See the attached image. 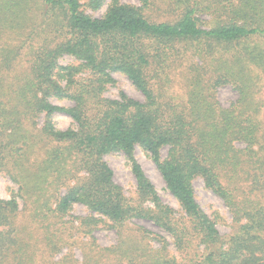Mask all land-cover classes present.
I'll return each mask as SVG.
<instances>
[{
  "label": "trees",
  "instance_id": "obj_1",
  "mask_svg": "<svg viewBox=\"0 0 264 264\" xmlns=\"http://www.w3.org/2000/svg\"><path fill=\"white\" fill-rule=\"evenodd\" d=\"M103 3L0 0V173L17 185L0 197V264H264V0H110L99 17L82 8ZM113 72L143 100L105 97ZM226 84L237 97L223 106L215 92ZM172 85L188 88L180 101ZM56 111L72 127L56 128ZM112 152L130 162L134 197L113 180ZM195 178L228 208V233L196 202ZM75 203L89 213L72 214ZM105 220L111 245L93 234Z\"/></svg>",
  "mask_w": 264,
  "mask_h": 264
},
{
  "label": "rangeland",
  "instance_id": "obj_2",
  "mask_svg": "<svg viewBox=\"0 0 264 264\" xmlns=\"http://www.w3.org/2000/svg\"><path fill=\"white\" fill-rule=\"evenodd\" d=\"M110 0H104L103 5L100 8L93 9L87 5H83L82 8L85 13L99 17L101 16ZM121 2L138 4V0H120ZM74 59L71 56L63 55L59 59V63L62 65H67L73 63ZM112 77L113 82L107 83L103 91V95L109 98H118L121 92L125 93L131 98L137 100H143L144 96L141 91H139L127 78L126 75L120 72H113ZM173 91L171 93L176 96V100L184 98L188 88L184 85L179 87L172 85ZM175 90H178L175 92ZM215 97L218 102L223 106H228L237 97V92L232 88L231 85H222L217 87L215 92ZM53 103L60 106H69L72 104L71 101L67 99H53ZM43 121V116L40 118V122ZM51 121L54 126L58 129H66L72 127L74 122L72 119L59 111L54 112L51 115ZM162 155L166 154V147L161 149ZM134 157L141 165L145 175L152 182L156 194L159 200L166 206L173 209L174 214L177 215L181 212V208L175 199V197L166 188L165 183L154 165L153 161L149 156L144 153L140 148L136 147L134 151ZM104 160L108 163L113 171V180L115 183L121 186L124 194L128 197H134L136 191V180L131 171V166L129 160L122 152H112L103 156ZM194 189V197L196 202L199 204L201 209L213 219L215 215L218 218L216 227L220 233H228L232 225V217L228 208L223 203L222 199L215 195L212 191L204 186L203 181L200 178H195L192 182ZM17 191V185L10 180V178L4 173H0V197L8 199L15 195ZM19 203H21L19 201ZM71 213L74 215H86L89 213L87 208L81 203L73 204L71 208ZM110 222L105 220L97 228L94 229L93 234L97 241L101 245H111L116 242V231L110 225ZM129 226L141 225L144 226L151 235L161 234L170 240L169 235L155 225L153 222L144 219H134L126 223ZM76 256L80 258V253L76 250Z\"/></svg>",
  "mask_w": 264,
  "mask_h": 264
}]
</instances>
